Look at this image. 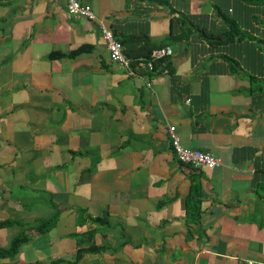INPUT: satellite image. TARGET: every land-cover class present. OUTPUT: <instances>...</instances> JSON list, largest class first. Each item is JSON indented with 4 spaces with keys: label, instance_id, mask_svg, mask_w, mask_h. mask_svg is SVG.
I'll return each mask as SVG.
<instances>
[{
    "label": "crops",
    "instance_id": "1",
    "mask_svg": "<svg viewBox=\"0 0 264 264\" xmlns=\"http://www.w3.org/2000/svg\"><path fill=\"white\" fill-rule=\"evenodd\" d=\"M80 1L94 19L65 0H0V221L25 224L0 227V248L27 236L0 264H264V7ZM100 24L135 38L124 54L144 36L177 40L161 70L126 68ZM171 125L219 165L178 162ZM196 175L200 214L189 217ZM79 210L107 220L79 223ZM92 229L107 249L75 260L88 239L74 235Z\"/></svg>",
    "mask_w": 264,
    "mask_h": 264
},
{
    "label": "trees",
    "instance_id": "2",
    "mask_svg": "<svg viewBox=\"0 0 264 264\" xmlns=\"http://www.w3.org/2000/svg\"><path fill=\"white\" fill-rule=\"evenodd\" d=\"M241 1V0H240ZM247 0H242L241 2H243L244 4H247L248 2H246ZM249 1V0H248ZM251 3L255 6H257L258 8L264 7V0H250ZM242 8V6H241ZM259 20V22H262L260 20V18H257ZM123 45L126 44L127 41H132L135 38L134 37H122V38H117ZM168 41L165 42H159L157 44L154 43H150L149 44V38L144 36V41H147V43H143L141 46V48H127L125 50V54L126 51L128 54L127 57L130 59V63H138L141 60L144 61H152V71H156L157 69L162 68V66H164V62L167 59L166 56H162V57H157V58H153L152 56V50L154 48H158V47H163V46H167L169 45L171 42H173L174 40H177L176 37H170L169 39H167ZM138 41V40H136ZM165 65L169 66L168 63H166ZM161 66V68H159ZM200 180H199V175H196L195 177H193V184L191 185V191L190 194L186 197L185 200V207H186V213L187 215L190 217H194V216H199L200 214V200H199V194H200ZM57 215L56 212L49 218L44 219V220H39L36 223V227H37V231L39 232H47L49 231L56 223L57 221ZM90 219L91 222L93 223H105L107 218L106 216L104 217H84L83 216V210H79V216L77 218V221L79 223L84 222L87 219ZM11 225H18L21 227H24L25 224H22L20 221L18 220H3L0 221V227H4V226H11ZM95 233V230H89L84 234H75L74 237H76L77 239L80 238L79 236H85L88 240H83V239H79L77 240V245H78V249H77V255H76V259H79L81 255H83L84 253L87 252H94V251H99V250H103V249H107V246L103 245H99V246H95L94 244H92V237ZM27 239V236L25 235H18L16 237H14L11 242L10 245L6 248H0V257H9L14 255L18 248L19 245L24 242ZM82 241V242H81ZM86 241V242H85ZM85 242V243H84ZM90 244V246L88 247H84V244ZM54 263V262H53ZM56 263V262H55ZM59 263V261H58Z\"/></svg>",
    "mask_w": 264,
    "mask_h": 264
},
{
    "label": "built area",
    "instance_id": "3",
    "mask_svg": "<svg viewBox=\"0 0 264 264\" xmlns=\"http://www.w3.org/2000/svg\"><path fill=\"white\" fill-rule=\"evenodd\" d=\"M66 11L73 16H84L90 19L95 18V14L91 7L82 4L80 0H65ZM101 38L105 42V46L109 52L110 59L117 64L126 68L130 67L129 59L124 55V45L114 36L112 30L104 24H100ZM172 53L170 46L158 47L152 50L153 58L169 56ZM138 65L152 68V61H140ZM167 72V70H164ZM150 86V83H147ZM189 98L186 99L189 102ZM168 135L172 151L178 162L187 164L194 168H214L219 165L220 160L211 152L202 151L200 149L184 147L181 145L179 138L175 132V126L171 125L168 128Z\"/></svg>",
    "mask_w": 264,
    "mask_h": 264
},
{
    "label": "clouds",
    "instance_id": "4",
    "mask_svg": "<svg viewBox=\"0 0 264 264\" xmlns=\"http://www.w3.org/2000/svg\"><path fill=\"white\" fill-rule=\"evenodd\" d=\"M163 47H164V46H163ZM123 50H124V48H123ZM124 55H125V54H124ZM125 56H126V55H125ZM126 57H127V56H126ZM127 58H128V57H127ZM128 59H129V58H128ZM139 62H140V61H139ZM139 62H138V63H139ZM115 63H116V62H115ZM138 63H137V64H138ZM129 64H130V59H129ZM148 69H149V68H148ZM149 70H151V69H149ZM166 70H167V69H166Z\"/></svg>",
    "mask_w": 264,
    "mask_h": 264
}]
</instances>
